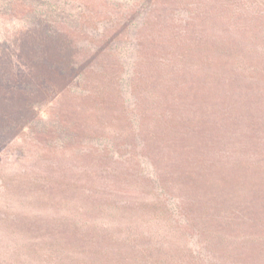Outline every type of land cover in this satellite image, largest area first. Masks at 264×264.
I'll return each mask as SVG.
<instances>
[{
	"label": "trees",
	"instance_id": "trees-1",
	"mask_svg": "<svg viewBox=\"0 0 264 264\" xmlns=\"http://www.w3.org/2000/svg\"><path fill=\"white\" fill-rule=\"evenodd\" d=\"M0 264H264V0H0Z\"/></svg>",
	"mask_w": 264,
	"mask_h": 264
},
{
	"label": "rangeland",
	"instance_id": "rangeland-1",
	"mask_svg": "<svg viewBox=\"0 0 264 264\" xmlns=\"http://www.w3.org/2000/svg\"><path fill=\"white\" fill-rule=\"evenodd\" d=\"M11 167H13V165H11Z\"/></svg>",
	"mask_w": 264,
	"mask_h": 264
}]
</instances>
